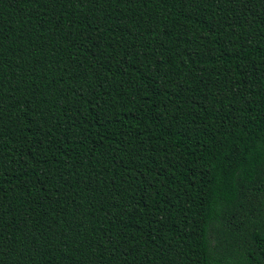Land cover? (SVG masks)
I'll return each instance as SVG.
<instances>
[{"label":"trees","instance_id":"trees-1","mask_svg":"<svg viewBox=\"0 0 264 264\" xmlns=\"http://www.w3.org/2000/svg\"><path fill=\"white\" fill-rule=\"evenodd\" d=\"M0 264H264V0H0Z\"/></svg>","mask_w":264,"mask_h":264}]
</instances>
